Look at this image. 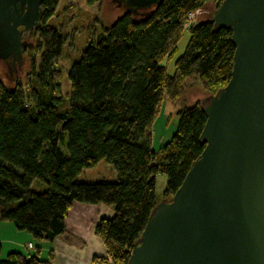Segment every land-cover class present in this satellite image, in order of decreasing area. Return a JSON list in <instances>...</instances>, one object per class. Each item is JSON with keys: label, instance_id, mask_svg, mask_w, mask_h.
<instances>
[{"label": "trees", "instance_id": "trees-1", "mask_svg": "<svg viewBox=\"0 0 264 264\" xmlns=\"http://www.w3.org/2000/svg\"><path fill=\"white\" fill-rule=\"evenodd\" d=\"M210 1L218 7L223 0H164L96 30L71 63L66 101L58 94L56 61L67 35L50 22L61 0H43L36 29L40 62L33 65L29 90L0 81V220L37 240L53 241L65 231L74 202L113 205L114 215L96 224L108 251L96 260L128 264L159 202L157 175L167 176L163 196L172 197L205 148L202 100L179 109L176 132L159 150L152 148L149 128L163 96L177 100L191 77L210 94L231 79L232 30L216 28L211 17L189 26V44L173 75L161 63L176 52L187 21ZM102 160L114 166V180H79L84 169ZM2 251L0 240V264H51L39 251L6 256Z\"/></svg>", "mask_w": 264, "mask_h": 264}, {"label": "water", "instance_id": "water-1", "mask_svg": "<svg viewBox=\"0 0 264 264\" xmlns=\"http://www.w3.org/2000/svg\"><path fill=\"white\" fill-rule=\"evenodd\" d=\"M164 0H118L126 13ZM43 0H0V59L19 71ZM232 30L228 84L202 100L205 145L182 185L157 203L128 264H264V0H223L211 15Z\"/></svg>", "mask_w": 264, "mask_h": 264}, {"label": "rangeland", "instance_id": "rangeland-1", "mask_svg": "<svg viewBox=\"0 0 264 264\" xmlns=\"http://www.w3.org/2000/svg\"><path fill=\"white\" fill-rule=\"evenodd\" d=\"M216 9L217 4L210 1L202 10L195 12L193 18L188 20L187 24L184 25V29L177 42L176 52L173 56L167 55L161 62L162 65L166 66L168 74L173 75L175 73V63L186 51L190 40L189 26L199 20L210 18ZM125 12L126 8L119 4L118 0H99L93 5L89 4L87 0H61L56 16L50 22L59 26L61 25L67 35L62 56L56 61L60 82L58 94L63 99L67 101L70 93L71 86L68 75L72 61L80 56L81 52L86 48L91 35L96 30H101L102 26L112 25ZM25 40L35 44L32 54L27 56L28 49L24 48L26 59L19 71L11 70L9 65L0 59V81L10 88L21 84L28 91L33 65L38 67L40 62V36L38 31L26 34ZM210 95L203 87L201 81L196 77L186 80L184 90L177 100L171 98L166 93L163 96L157 116L149 128L152 136V148L156 151L159 150L176 132L179 120L177 111L179 109L190 106ZM99 163V165L84 169L79 176V180L90 182L114 180V177H112L113 172L110 170L108 162L102 160ZM110 166L115 170L112 164ZM167 180L165 174L160 173L157 175L156 194L159 202L164 199L163 195ZM38 186L39 184L36 183L33 187L39 190Z\"/></svg>", "mask_w": 264, "mask_h": 264}, {"label": "crops", "instance_id": "crops-1", "mask_svg": "<svg viewBox=\"0 0 264 264\" xmlns=\"http://www.w3.org/2000/svg\"><path fill=\"white\" fill-rule=\"evenodd\" d=\"M100 163H98L99 165ZM109 164V163H108ZM116 178L117 172L110 164ZM115 213L113 205L105 203L74 202L65 220V231L53 241L37 240L25 231L0 220V240L3 245L2 256L12 251L36 254L51 264H104L99 257L108 256L107 247L96 233V224L103 218H111ZM33 243L32 249L28 248Z\"/></svg>", "mask_w": 264, "mask_h": 264}, {"label": "built area", "instance_id": "built-area-1", "mask_svg": "<svg viewBox=\"0 0 264 264\" xmlns=\"http://www.w3.org/2000/svg\"><path fill=\"white\" fill-rule=\"evenodd\" d=\"M189 17H191V14L189 15ZM33 247H34L33 243H30L29 246H28V248H30V249H32ZM108 264H122V263L115 262L111 258H109V263Z\"/></svg>", "mask_w": 264, "mask_h": 264}]
</instances>
